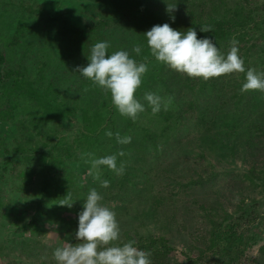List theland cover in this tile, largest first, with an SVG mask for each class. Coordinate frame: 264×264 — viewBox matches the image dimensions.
Instances as JSON below:
<instances>
[{"label":"trees","instance_id":"obj_1","mask_svg":"<svg viewBox=\"0 0 264 264\" xmlns=\"http://www.w3.org/2000/svg\"><path fill=\"white\" fill-rule=\"evenodd\" d=\"M170 4H176L171 14L166 11ZM86 8L81 20L85 19L82 25L90 33L103 32L107 39L104 32L114 30L111 34L118 40L114 45L118 49L112 45L109 55L127 50L137 62L147 57L148 72L136 92L146 110L135 121L122 116L110 94L85 77L69 74L66 55L57 56L56 48L52 52L55 45L49 31L50 22H57L56 30L64 34L68 27L63 18L49 15L35 0H0V108L9 102L0 109V120L12 121L9 111L17 107L18 95L29 100V108L21 107L27 118L15 120V130L20 132L10 137L0 130V157L23 154V159L33 162L24 168H18V163L9 166L11 174H7L19 181L16 189L37 183L38 198L46 202L61 201L71 193L72 207L86 200L92 188L106 206L127 207L126 202L129 206L135 198L143 204L140 208L130 205L137 210L136 221H126L124 211L116 215L121 230L117 243L136 241L135 246L151 251L152 264H242L247 251L264 239L260 203L250 201L253 188L264 190V92H241L246 73L206 81L178 73L156 61L144 33L164 23L181 32L194 28L197 38L213 39L225 55L230 41L236 39L245 69L264 72V0H90ZM137 18L147 24L136 34L131 22ZM206 25L212 26V32L200 31ZM72 29L82 31L79 23ZM136 44L142 46L139 55L132 51ZM15 52L19 60L25 59L5 68L4 62ZM26 60L34 64L32 79L24 74ZM44 74L51 77L45 79ZM68 77L73 78L68 81ZM40 79L46 85L37 90L31 84ZM148 92L165 100L171 97L168 110L162 108L153 115L143 99ZM75 118L79 122L65 126ZM6 123L2 130H8ZM48 123H52L50 130L38 134L40 126ZM107 131L113 136L105 135ZM116 133L131 136V142L118 143ZM121 151L124 155L117 157V164H124V174L118 176L101 166V180L110 182L107 188L101 187L88 175L91 165L81 160L83 152L100 158ZM5 164L0 168L2 182L7 180ZM223 175L242 178L236 195L225 183L221 190L230 192L227 200H222L223 194L218 196L220 189L210 190ZM207 191L212 192L211 199ZM33 203L34 208L40 207L38 199ZM57 208L53 207V213ZM257 252L264 256V243L258 244ZM6 264L20 262L11 259ZM35 264H54V258L39 255Z\"/></svg>","mask_w":264,"mask_h":264},{"label":"clouds","instance_id":"obj_2","mask_svg":"<svg viewBox=\"0 0 264 264\" xmlns=\"http://www.w3.org/2000/svg\"><path fill=\"white\" fill-rule=\"evenodd\" d=\"M166 11L170 14L176 11V4L167 5ZM170 18L173 21L175 19L174 16ZM212 30L211 25L200 27L201 32ZM144 35L150 53L156 61L178 73L205 81L232 73H246V82L243 83L241 92H264V72H257L254 68L245 69L236 39L230 41V50L225 55L218 50L213 39L197 38L194 28L181 32L164 23L152 26ZM108 48L107 41L95 43L91 48L88 64L77 66L73 71L91 80L93 85L99 87L106 95L110 94L112 104L120 115L135 121L138 115L146 110L144 104L136 98V92L142 84V77L148 72L147 57L144 61L137 62L130 57L128 51L119 50L109 55ZM132 51L139 55L142 46L136 44ZM143 99L151 107L153 115L159 113L162 108L167 111L172 103L171 97L165 100L154 92L145 93ZM105 135L112 137L113 133L107 131ZM115 135L120 144L131 142V136L121 137L119 133ZM123 155L121 151L96 158L93 153H84L81 158L91 165L88 175L100 181L101 187L107 188L110 182L101 180L100 168L106 166L116 175L122 176L125 166L123 163L118 166L117 157ZM102 199L95 188L89 191L83 210L78 214L75 239L79 243H65L62 247H57L53 253L57 264H152L151 251L138 248L135 246L136 241L117 243L121 230L116 213L103 205ZM59 205L71 208V193H67Z\"/></svg>","mask_w":264,"mask_h":264},{"label":"rangeland","instance_id":"obj_3","mask_svg":"<svg viewBox=\"0 0 264 264\" xmlns=\"http://www.w3.org/2000/svg\"><path fill=\"white\" fill-rule=\"evenodd\" d=\"M35 1L43 4L47 9L49 15H55L59 19L63 18V24L64 20L67 22V25L64 24V26L66 25L68 29L63 34L56 30L57 22L52 24L49 21V31L53 32L50 39L55 45L53 47L54 49L51 48L50 50L53 49L52 52L54 54L56 48L55 53L59 57H62L63 54L66 55V58L69 60V63H67V65L69 66V74L71 75L74 74L78 78L83 77L81 74L74 72L73 70L77 66H86L88 64V57H90V55L87 53L89 51L88 48L91 49L92 46H94V44L97 42L107 41L109 43L108 49H110L112 45L114 46L118 41H114L115 39L112 35V32H114V30L112 29L104 32V34H108V37L106 39L102 36L103 32L100 34L98 32L90 33L88 29H86L87 27L82 25V22H84L85 19L81 20V16L84 15V11H86V7L90 0ZM146 7L147 3L145 5V8ZM57 12H59V14ZM77 23H79V28L82 30L81 32H76L72 29ZM146 24L147 22H144L143 19L137 18L131 22V28L134 27L135 33L137 34L138 32L146 28ZM113 49L117 50L118 47L114 46ZM17 55L18 52H15L14 55L12 54L10 60L5 61L3 66L5 68H10L14 65L13 62L17 63L18 61L19 64V62L21 61L20 63H22V60L25 58L19 60V58L16 57ZM23 63L25 64L24 74H28L32 79L33 74L35 73L34 64L29 60H26ZM44 77L46 79L50 78L51 76L49 74H44ZM71 78L73 77H68V81ZM31 85L33 88L41 90L46 84L43 79H40V81H33ZM7 99H9V96ZM17 99V107L14 108L13 111H9V114L12 113L11 115L13 116L12 121L7 124L6 122H4V120H0V130L3 132H7L8 136L10 137L13 134H17L19 131V129L18 131L15 130V120L20 118L25 120L27 118V112L23 110H25L26 107L29 108V100L24 99V97H20V95H18ZM3 104L4 105L1 106L0 109L7 107L9 105V102L4 101ZM21 107H23V110ZM17 111L21 112L18 114ZM77 122H79V118H75L72 122H67L65 126L69 128ZM4 123L7 124L6 129L8 128V130L6 131L1 129V126H5ZM49 127H52V123L49 125L45 124L43 126H40V131L38 134L43 136L45 134V130H48ZM33 132L34 131L31 130V133ZM94 149L95 151H99V147L97 146L94 147ZM26 154H28V152H26ZM22 155L23 154L17 155L13 153L10 155H4V157H0V168L4 165V163H6L5 169L3 170V175H5L7 178V180H5L4 182H2V179H0V264H6V262L11 259L20 262V264H35V261L39 255L43 256L44 258H46L47 254L53 256L54 250L57 247H62L65 243L75 244V233L78 228V214L83 210V205L81 204V202H84L85 199H83L81 202L78 201L79 204L75 202L74 206L71 208L59 205V200L49 199V202H46V199H39L38 196L40 194V188L38 187L37 183H32L27 187L28 189L23 188L21 190H17L16 185H18L19 181L18 179L14 178V176L10 175L11 171H9V166L18 163V165H16L18 168H24L28 163H33L31 160L28 161L23 159ZM81 160L84 159L81 158ZM228 166L232 167L233 165L229 164ZM218 176L221 175L219 174ZM217 179L219 180L217 181ZM217 179V183H214V186L211 187L210 190L216 188L220 189L217 191L219 197L221 194H223L222 200H227L225 196L227 193H230L228 191H231L233 195H236L235 188L237 187V184H240L239 182L242 181L241 177L232 178L228 175H223V178L217 177ZM225 183L228 184V191L221 190L222 188H226L227 185L225 186ZM207 194L211 199L212 192L207 191ZM250 196H252V198H250V201L252 200L260 203V211L264 216V190L253 188L250 191ZM35 199H38V201L40 202L39 208H34L33 202ZM130 201V203L132 204L129 203L128 206L129 201H127V207H124V205H118L116 203L108 205L107 207L113 210L116 215H121L124 211L125 220L134 222L138 217L135 216V212H137V210L133 207H130V205H133L135 203L136 207L140 208L143 206V204H141V200H136L135 198H132ZM53 207H58V211L57 209H55V211H57L55 213L57 214L53 213ZM54 214L57 215V219L53 217ZM118 218L121 220L119 216ZM261 235H263L264 237V224L262 226ZM263 243L264 239L261 240L258 244L261 245ZM258 244L252 246L247 251L248 258H243L242 264H264V256L259 255V253L257 252ZM196 245H198L197 242L194 243L192 247H196ZM190 255L193 257L196 255V253H194L193 251ZM54 264H57V261H55V259Z\"/></svg>","mask_w":264,"mask_h":264}]
</instances>
